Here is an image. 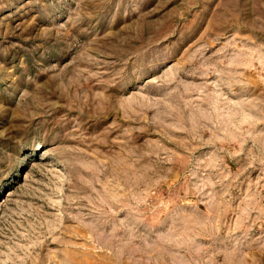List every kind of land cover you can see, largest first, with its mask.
<instances>
[{"label": "rangeland", "instance_id": "obj_1", "mask_svg": "<svg viewBox=\"0 0 264 264\" xmlns=\"http://www.w3.org/2000/svg\"><path fill=\"white\" fill-rule=\"evenodd\" d=\"M0 264H264V0H0Z\"/></svg>", "mask_w": 264, "mask_h": 264}]
</instances>
